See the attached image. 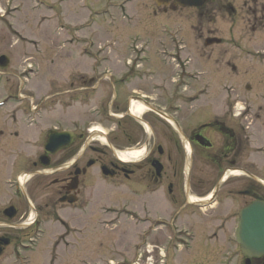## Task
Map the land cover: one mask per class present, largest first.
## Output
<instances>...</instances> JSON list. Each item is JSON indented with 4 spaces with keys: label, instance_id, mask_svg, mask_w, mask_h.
Instances as JSON below:
<instances>
[{
    "label": "rangeland",
    "instance_id": "374dc122",
    "mask_svg": "<svg viewBox=\"0 0 264 264\" xmlns=\"http://www.w3.org/2000/svg\"><path fill=\"white\" fill-rule=\"evenodd\" d=\"M242 1L230 5L234 11L229 13L221 12L219 8L213 13L209 5L204 12L184 9L166 13L151 0L127 3L123 0H0V16H3L0 17V56H7L10 60L6 70L0 69V99L21 93L27 100L22 103L23 108H15L11 103L8 108L0 107V130L3 129L5 134L0 136V210L12 201V191L4 184V180L9 178L8 164L16 156L26 158L29 164L24 169L31 171V160L42 149L36 137L44 135L46 131L57 128L84 133L96 128L107 133L109 142L118 148L121 140L119 137L117 139L107 105L113 96L112 86L109 82H103L102 89L97 91L95 81L99 73L103 72L106 75L112 73L116 80L122 77L125 72L123 65L116 64L115 59L118 56L124 59L125 54L129 57L127 52L135 51V47L138 49L140 44L144 54L138 56L147 59L152 54L153 59L165 69L170 68L169 62L176 67L178 60L159 61L160 56H167L166 52L173 51L178 52L179 61L184 64L186 71L205 72L204 78L194 75L188 79L182 78L188 86L173 87V90L183 97L189 93H203V96H199V104L193 108L205 107L208 113L224 105L219 85L223 83L225 72L223 70L218 74V69L210 67L212 63L216 67L217 62L223 66L227 61L238 63L248 72L244 77L246 81L257 80L255 74L259 69L257 75L264 79V22L262 25L254 24L253 15L247 14L249 11L256 12L255 15L264 19V0H254L249 8L248 3ZM229 2L231 0H220L217 4ZM208 38L220 39L221 44L205 48L204 42ZM178 40L186 43L180 52L177 47L172 49L173 42ZM239 44L244 48L243 53H240ZM101 45L108 48L102 51L99 63L91 60L86 62L85 57L83 61L77 60L80 50L82 54L96 56ZM158 51L161 52L159 55ZM208 54L210 57L207 58ZM187 59L190 62L186 64ZM91 65H98L100 72L94 71ZM31 67L36 73H24ZM79 72L85 77L84 85L79 82ZM160 72L165 75L163 70ZM15 77L22 83L19 93V82ZM90 77L93 78L91 81ZM165 82L167 86L172 83L171 79ZM158 83L161 84L160 80ZM88 87V90H82ZM125 89L145 93L133 85ZM209 92V98L204 99ZM263 92L264 88L259 90L258 95ZM238 96L245 98L242 91H239ZM7 112L8 119L13 120L11 124L10 121H4ZM14 124L20 130L11 132H17L19 137L14 142L10 141L9 147L5 148V139H9L7 132ZM102 142L93 141V145ZM92 176L94 180L97 179L95 174ZM43 181L48 179L42 178L38 186ZM116 187L118 185L97 180L92 188L84 191L83 199L76 207L54 212L62 224H57L56 218L49 221L44 219L40 226L43 229L40 236L42 240L27 246L22 253L28 264H164L160 262L162 259L157 248L152 246L162 245L167 237H172V232L170 229H156L153 233L159 235L152 238L153 233H150L148 243L151 246L146 245L144 240L147 235L143 234L144 225L140 223L139 197L135 192L131 193L125 188L121 191ZM41 191L39 194L33 189L35 205L42 201L44 191ZM155 199L152 208L164 215L169 214L170 208ZM223 210H226V206ZM42 211L45 213L47 209L44 207ZM28 221L26 217L25 223ZM200 224L198 221L191 224L198 231L192 251H209L208 255L214 257L212 245L205 247L203 244L204 235ZM188 225L186 223L185 226ZM204 228L209 229L208 225ZM138 243L142 245L138 246ZM181 260L177 264H186ZM5 261V264H13L11 259ZM200 264L213 262L208 260Z\"/></svg>",
    "mask_w": 264,
    "mask_h": 264
},
{
    "label": "flooded vegetation",
    "instance_id": "af4514ba",
    "mask_svg": "<svg viewBox=\"0 0 264 264\" xmlns=\"http://www.w3.org/2000/svg\"><path fill=\"white\" fill-rule=\"evenodd\" d=\"M217 1L220 0H208L199 12H204L209 5L213 13L217 8L229 13L234 11L230 5L239 2L231 0L227 4L218 5ZM243 2L248 3L249 8L254 0ZM161 10L168 11L167 7ZM255 13L249 11L247 14L253 15L254 24L262 25L263 17ZM238 48L243 53L241 44ZM130 59V55L124 59H115L116 64L123 65L125 72L122 77L116 80L110 73L108 78H102L99 73L95 89H102L103 82H109L112 86L111 95L114 98L110 101V109L115 118L113 129L117 139L119 137L121 140L117 147L120 151L134 150L138 154L142 153V156L132 164L116 162L113 155L116 145L106 138L98 146H93V141H99L88 137L86 130L84 133L74 132L75 138L71 144L51 156H44V145L41 144L40 153L31 160V171L24 169L29 164L28 159L18 156L12 159L7 166L9 178L4 183L15 179V185H10L13 191L12 201L8 206H15L17 213L12 221H8L2 218L4 208L0 210V264H5L6 259H13L17 263L20 247L31 240L29 238L35 231L36 223H43L44 219L49 221L54 217V212L72 209L78 204L83 199L84 191L92 188L95 181L92 175L102 165L108 167L112 178L135 184L144 223L151 225L153 222L160 230L170 229V241H176L179 223L187 220L188 231L195 234L198 231L192 225L197 221L203 224H200L203 241L205 247L212 245L214 257L208 255L209 251L193 252L190 258L194 264L208 260L218 262L217 264H264V255L244 258L238 246L232 244L239 220L238 212L254 201L264 203V92L258 95L259 90L264 87V79L258 81L263 86H257L255 79L251 82L252 86L246 88L247 84L242 85L246 81V73H242L235 85L247 90L243 94L245 98L238 96L234 87L232 89L231 84H228L224 94L225 105L208 113L209 110L205 107L186 108L184 103L191 95L181 98V94H173L172 84L167 86L165 80L173 81V77H178V73H181L180 68L170 71L173 76L162 75L160 71L163 68L160 64L143 65L144 61L141 59L142 64L132 67L128 66L133 63ZM93 63H99V59ZM97 68L98 65L95 71ZM231 69L234 70L233 66ZM80 77L79 82L84 85L85 77ZM92 79L89 78L90 81ZM159 80L161 84L158 83ZM128 85L147 94L126 91L124 87ZM88 89L89 87L82 88ZM154 93L157 95L154 96ZM130 101L136 105L144 104L145 114L137 118L135 110L130 107ZM138 120L145 123L147 129ZM11 130L15 128H10L7 135L14 142L19 134ZM261 133L263 135L260 136ZM1 135H5L2 130ZM45 136L43 139H46ZM254 144L256 150L253 148ZM4 145L7 148L9 143ZM22 172L28 174L23 187L17 183V177ZM42 178L48 181H43L38 186ZM220 180V188L215 192ZM33 189L39 194L41 189V192L44 191L39 205H35L32 199ZM213 195L214 204L208 208L202 211L196 206L208 201ZM154 198L170 208V213L164 215L154 210ZM225 206L226 210H223ZM44 207L47 209L45 213L42 211ZM26 217L29 219L28 223H25ZM205 224L208 225V230L204 228ZM194 243L195 239L191 246Z\"/></svg>",
    "mask_w": 264,
    "mask_h": 264
},
{
    "label": "water",
    "instance_id": "95a60500",
    "mask_svg": "<svg viewBox=\"0 0 264 264\" xmlns=\"http://www.w3.org/2000/svg\"><path fill=\"white\" fill-rule=\"evenodd\" d=\"M203 0L202 2H204ZM184 5H201L199 0H183ZM7 60L0 58V66L5 67ZM61 136H50L45 148L50 149L61 143ZM240 222L236 232V239L241 245L243 253L247 256H257L264 252V205L254 203L240 213Z\"/></svg>",
    "mask_w": 264,
    "mask_h": 264
},
{
    "label": "bare ground",
    "instance_id": "6f19581e",
    "mask_svg": "<svg viewBox=\"0 0 264 264\" xmlns=\"http://www.w3.org/2000/svg\"><path fill=\"white\" fill-rule=\"evenodd\" d=\"M93 131H94V132H100L101 130H98V129H94Z\"/></svg>",
    "mask_w": 264,
    "mask_h": 264
}]
</instances>
